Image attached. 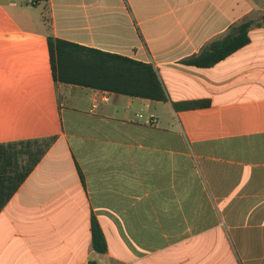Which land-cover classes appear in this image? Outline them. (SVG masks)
I'll return each instance as SVG.
<instances>
[{"label": "crops", "instance_id": "obj_1", "mask_svg": "<svg viewBox=\"0 0 264 264\" xmlns=\"http://www.w3.org/2000/svg\"><path fill=\"white\" fill-rule=\"evenodd\" d=\"M243 22L247 45L184 63ZM49 36L152 64L169 101L56 83ZM50 137L0 264H264V0H0V144Z\"/></svg>", "mask_w": 264, "mask_h": 264}, {"label": "trees", "instance_id": "obj_2", "mask_svg": "<svg viewBox=\"0 0 264 264\" xmlns=\"http://www.w3.org/2000/svg\"><path fill=\"white\" fill-rule=\"evenodd\" d=\"M250 22H243L221 40L210 43L184 63L211 67L249 43ZM50 63L56 83L107 91L153 101H169L157 70L150 63L48 37ZM210 101L173 103L177 111L209 107ZM55 137L0 144V212L50 149ZM94 249L107 251L100 225L92 224ZM90 264H96L92 262Z\"/></svg>", "mask_w": 264, "mask_h": 264}]
</instances>
